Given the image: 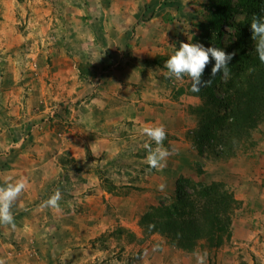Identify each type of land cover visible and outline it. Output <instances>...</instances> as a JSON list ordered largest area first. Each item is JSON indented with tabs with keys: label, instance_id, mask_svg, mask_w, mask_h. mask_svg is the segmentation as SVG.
<instances>
[{
	"label": "rangeland",
	"instance_id": "rangeland-1",
	"mask_svg": "<svg viewBox=\"0 0 264 264\" xmlns=\"http://www.w3.org/2000/svg\"><path fill=\"white\" fill-rule=\"evenodd\" d=\"M216 1L0 0V96L16 85L20 110H33L5 124L25 138L22 164L6 176L28 188L12 208L15 228L0 225L2 264H197L205 252L206 264H264V108L249 135L226 144L215 130L199 148L205 97L164 67L181 42L220 48ZM244 18L225 24V47ZM145 125H163V146L175 150L162 170L146 163L144 143L156 145ZM212 185L231 197L219 212L228 230L193 249L141 223L152 207L177 205L179 186L196 215L195 190ZM57 189L59 212L43 206Z\"/></svg>",
	"mask_w": 264,
	"mask_h": 264
},
{
	"label": "trees",
	"instance_id": "trees-1",
	"mask_svg": "<svg viewBox=\"0 0 264 264\" xmlns=\"http://www.w3.org/2000/svg\"><path fill=\"white\" fill-rule=\"evenodd\" d=\"M235 14H243L245 18L236 22L235 40L225 47L222 37L226 33L225 24ZM212 25L217 30V46L227 53H235L230 62V76L223 83V72L212 78L210 86L201 87L205 97V106L199 111L203 120L195 130L194 141L201 148L206 140H210L215 130L217 139L223 143H235L237 137L249 135L258 120L263 116L264 108V63L259 60L252 39L251 21L254 16L264 17V0H217L212 6ZM215 61L210 63L204 73L209 79ZM217 84H225V95L216 94ZM208 105L213 109H209ZM197 202L196 215H189L193 208L191 193L178 187L177 205H161L152 207L141 217V223L151 233H161L184 249H193L196 240L208 232L228 230L229 217L219 218L224 208L227 212L231 197L220 195L219 188L212 185L195 190ZM228 203L224 202L228 200Z\"/></svg>",
	"mask_w": 264,
	"mask_h": 264
},
{
	"label": "clouds",
	"instance_id": "clouds-1",
	"mask_svg": "<svg viewBox=\"0 0 264 264\" xmlns=\"http://www.w3.org/2000/svg\"><path fill=\"white\" fill-rule=\"evenodd\" d=\"M252 39L255 42V50L259 60L264 63V17L254 16L251 21ZM235 53H227L222 48L205 47L200 43L181 42L178 50L165 61L164 67L167 69L169 78L182 80L185 77L192 81L191 90L199 92L201 87L210 86L212 78L223 72L225 78L230 76L229 65ZM215 61L209 79H204L206 67ZM140 134L150 141H154L156 147L153 148L148 142L144 143L147 150L146 163L156 170H162L167 165L168 158L174 154V149L170 150L163 146L167 138V131L163 125H145L140 128ZM93 155H96L93 153ZM28 188V180L24 177L13 179L6 178L4 184L0 186V225L15 228L12 208L21 195ZM165 185L161 184L159 189L163 191ZM63 199L59 189L44 202V207L51 208L56 212L61 210L60 201ZM207 253H197V264H206ZM2 264V262H0Z\"/></svg>",
	"mask_w": 264,
	"mask_h": 264
},
{
	"label": "crops",
	"instance_id": "crops-1",
	"mask_svg": "<svg viewBox=\"0 0 264 264\" xmlns=\"http://www.w3.org/2000/svg\"><path fill=\"white\" fill-rule=\"evenodd\" d=\"M153 49H156L155 46H153ZM157 53V52H155ZM5 78V76H3ZM3 79V78H2ZM10 82V81H9ZM11 90L9 95H7V98L2 100V96H0V115H1V127H3L0 132V151L6 148H11L10 152L8 154H5V157L10 156L9 162H6L5 160L1 159L0 157V180L6 179V172L9 174L12 171V168L16 167L19 168L22 164L21 161L23 160L24 155V147L21 145L23 144V139L25 138L21 137L20 131H16L15 129L11 130L5 129V124H8L10 120H13L12 117H18L21 115V113H24L25 115L30 114L33 110H31L28 107L25 111H21V107L18 104L20 102V98H22L21 90H18V87L16 85H11ZM37 100L35 99V102ZM31 102V101H30ZM9 115V116H8ZM16 125H18L16 123ZM54 151V150H52Z\"/></svg>",
	"mask_w": 264,
	"mask_h": 264
}]
</instances>
